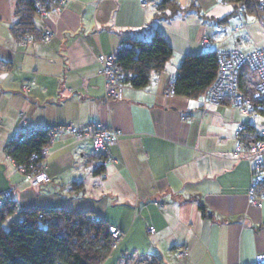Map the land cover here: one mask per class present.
I'll return each mask as SVG.
<instances>
[{
    "label": "crops",
    "instance_id": "1",
    "mask_svg": "<svg viewBox=\"0 0 264 264\" xmlns=\"http://www.w3.org/2000/svg\"><path fill=\"white\" fill-rule=\"evenodd\" d=\"M18 1L0 0V204L13 199L18 212L60 208L105 218L123 236L103 264H146L150 257L159 264H254L264 252V201L258 208L249 200L254 160L236 149L239 141L261 135L264 112L203 107L199 98L168 90L186 54L249 52L264 44V37L252 38L243 8L233 4L230 31L238 43H232L231 36L218 41L210 35V26L195 15L204 8L217 20L221 0H179L185 8L173 18L159 16L162 0H65L60 9V0H47L49 17L34 16L35 43L22 45L15 29ZM254 17L252 23L260 19ZM45 26L54 31L50 42L41 39ZM156 32L174 49L164 72L142 89L122 83V97L107 98L98 56H115L129 40L150 41ZM205 38L213 43L209 48ZM26 83L32 85L28 94L22 91ZM21 112L29 129L100 122L120 131V140L97 154L91 140L55 139L45 148L50 180L34 184L6 154L23 129ZM183 245L189 254L172 256Z\"/></svg>",
    "mask_w": 264,
    "mask_h": 264
},
{
    "label": "trees",
    "instance_id": "2",
    "mask_svg": "<svg viewBox=\"0 0 264 264\" xmlns=\"http://www.w3.org/2000/svg\"><path fill=\"white\" fill-rule=\"evenodd\" d=\"M221 1L235 4L246 14L264 19V9H260L258 0ZM47 2L41 1L49 6ZM35 3L34 0L18 1L17 15L23 29L34 27ZM184 8L179 0H162L158 12L160 17L173 18ZM173 54V46L160 32H156L150 41L129 40L114 56L120 70L118 80L142 89L151 83L153 74L164 72ZM218 55L214 50L186 54L172 77V81L175 79L173 93L199 98L215 79L219 68ZM239 76L244 97L252 98L256 86L248 64L243 66ZM256 106L264 112L260 102L257 101ZM37 130L30 137L10 139L6 146V154L19 169L24 167L26 174L38 171L46 159L45 148L52 143L48 136L51 129ZM259 138L247 141L246 145ZM103 168L101 165L95 172L101 174ZM17 206L13 199L0 204V264H103L117 247L110 232V222L105 218L60 208L35 207L18 212ZM150 261L160 263L156 257L143 262Z\"/></svg>",
    "mask_w": 264,
    "mask_h": 264
},
{
    "label": "built area",
    "instance_id": "3",
    "mask_svg": "<svg viewBox=\"0 0 264 264\" xmlns=\"http://www.w3.org/2000/svg\"><path fill=\"white\" fill-rule=\"evenodd\" d=\"M65 0H60L55 5L58 9L62 8L65 5ZM147 2L143 1L142 5L147 6ZM35 15H40L41 17L48 18L49 13L52 7L46 6L40 1H37L35 4ZM258 6L261 10L264 9V0H258ZM22 13V11H20ZM19 18V15H18ZM18 22L15 25L16 33L18 35V40L22 45H28L35 43V32L34 28L32 29H23L22 24ZM42 33L41 39L45 42H50L54 37V31L51 27L45 26ZM244 28V24L236 27L233 31L236 33L239 30ZM210 42L209 38H205L203 44H208ZM219 59V68L215 75V79L210 83L206 90L200 94L199 100H201L203 107L211 104H230L232 106H237L242 110V113H251L254 116H257L258 109L256 102L264 108V44L256 46L253 50L249 52H241L238 49L231 50H220L218 52ZM100 63L102 64V73L105 77V93L107 98L119 99L122 97V83L118 80L119 67L117 66L116 59L114 56L100 54L98 56ZM245 64H248L252 74L254 75L255 83V92L252 98L244 97L240 87V70ZM175 79L173 78V81ZM169 85L170 92H174L173 83ZM32 88L31 84H23L22 91L26 94L30 92ZM20 122L22 123V131H16V139H24L30 137L37 133L36 128L29 129L27 128V116L24 112H21L19 115ZM1 122V121H0ZM240 134L242 130L239 131ZM120 131L109 128L103 123H88L83 129L76 128L74 125L66 123L65 125H57L54 128H51L48 136L51 142H55V139L60 137L70 136L78 141L91 140L92 150L95 153H106L107 148L111 145L118 144L120 140ZM236 152L242 154L246 159H252V169H251V183L249 190V200L251 203L261 208L264 201V130L260 135V138L255 141L243 144L240 141L238 142ZM45 152V151H44ZM109 156H106L102 161L104 163L109 160ZM46 163L45 161L39 167L38 171L34 174H28L31 176L34 184H40L45 181H49L50 177L45 172ZM25 171L24 167L20 169ZM10 195V191L6 192V196ZM155 228L151 226L148 230L151 234L155 233ZM110 232L112 239H114L115 246L118 245L122 240V230L118 226H110ZM189 254V247L183 245L177 247L172 251V256L177 259H183ZM254 264H264V252L257 255L256 261Z\"/></svg>",
    "mask_w": 264,
    "mask_h": 264
},
{
    "label": "rangeland",
    "instance_id": "4",
    "mask_svg": "<svg viewBox=\"0 0 264 264\" xmlns=\"http://www.w3.org/2000/svg\"><path fill=\"white\" fill-rule=\"evenodd\" d=\"M206 11L207 10H205L203 8L202 11H198L199 13H197V11H196L195 15L198 14L199 18L201 20H204L206 22V24L210 26V31L213 32V34L211 33L210 35H213L214 38H216L218 41H220V38H225L226 36H228V37L231 36V42L232 43L237 42V38L233 34H231V31H230L231 27L234 26L233 25L234 24L233 23V16H234L233 12L235 11L234 5L229 3V5L226 6V5H224V3L222 1H219L218 7H216V9H215V13H216L215 18H217V20L212 19L209 14L205 13ZM204 17H206V18H204ZM252 17H254V16H252ZM252 17H251V15L246 14V16L244 15L243 19H244L245 23L249 27H251L252 38H254L256 41H259L262 37H264V19L262 21H261L262 18L261 19H255V18H258L255 16L254 17L255 21H253V23H252V21L250 20V18H252ZM222 18H228L229 22L227 24H225V22H221L220 19H222ZM248 42H251V40H249ZM212 45H213V43H209L208 45H206L205 48H209ZM206 51H209V50H206Z\"/></svg>",
    "mask_w": 264,
    "mask_h": 264
}]
</instances>
